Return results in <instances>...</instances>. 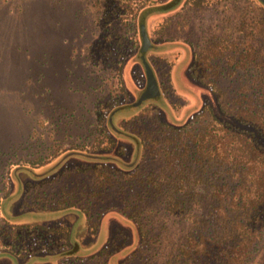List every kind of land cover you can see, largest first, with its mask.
<instances>
[{"label": "trees", "instance_id": "1", "mask_svg": "<svg viewBox=\"0 0 264 264\" xmlns=\"http://www.w3.org/2000/svg\"><path fill=\"white\" fill-rule=\"evenodd\" d=\"M89 2L97 7L101 33L98 63H109L114 72L102 79L109 87L94 104L98 128L91 131L92 141L84 140L34 165L16 164L9 171L18 185L21 207L52 213L76 211L91 229L92 207L97 202L94 233L107 212L124 216L135 224L138 243L119 264H264V0H245L239 17L230 14L209 25L198 18L192 30H198L195 41L171 38L167 29L180 25L179 18L189 24L212 6L211 0ZM13 4L11 0L2 7L6 11L0 12L7 20L0 19L6 62L15 61L19 51L17 64L28 72L30 61L36 60L29 53L34 29L44 44L50 19L44 8L34 24L38 12L34 2ZM154 13L161 15L149 31L146 20ZM54 25L61 22L56 20ZM143 29L150 42L144 58L160 97L133 105L135 96L124 73L131 62L140 95L146 86ZM20 38L23 43L18 42ZM124 41L130 42L129 48H124ZM181 43L191 51L190 78L208 96L190 121L174 126L163 117L159 101L171 105L177 101H173L169 73L181 53ZM49 59L43 50L38 58V81L45 78ZM0 63L5 62L0 59ZM130 111L117 127L114 118ZM134 124L141 126L132 129ZM116 137L134 142L132 162L113 152ZM22 171L27 173L24 179L19 175ZM72 174L84 175L88 182L47 192V187ZM110 200L112 204L103 206ZM125 244L111 239L97 252L82 255L69 224L16 223L0 210V254L20 259L58 255L62 264H108L110 255Z\"/></svg>", "mask_w": 264, "mask_h": 264}, {"label": "rangeland", "instance_id": "2", "mask_svg": "<svg viewBox=\"0 0 264 264\" xmlns=\"http://www.w3.org/2000/svg\"><path fill=\"white\" fill-rule=\"evenodd\" d=\"M10 1L0 0V12L6 11H3L2 7ZM17 1L14 0L12 6H16ZM28 2L31 4L34 2L35 11H38L33 18L34 24L37 23L36 18L39 17L40 21V13H45L44 8L50 20L45 28L44 44L37 37V28L34 29L36 31L29 53L36 60L30 61L31 70H27L26 67L28 72L17 64L21 57L19 51L17 55L14 54L17 57L15 61L6 62L7 45H4L3 40L6 36L0 32V59L5 62L0 63V197L3 198L0 201L1 214L16 223L53 221L69 224L72 233L75 232L78 239L82 255L98 251L105 245L107 238L118 243L124 241L125 246L113 252L108 259V264H119V261L130 254L138 243L137 228L132 221L117 212L109 211L99 219L98 233H94L99 213L97 202L92 207L91 229L87 228L82 215L76 211L21 212L24 209L21 207V197L18 196V185L8 175L16 164L34 165L39 159L47 160L53 153L76 148L84 140L92 141L91 131L98 128L94 104L109 87L106 82L105 86L102 79L114 73L109 63L105 65L98 63L100 56L98 40L101 33L96 19L97 7L89 0H28ZM211 3L212 6L208 7L207 11L194 16L189 24L185 21L183 23L179 18L178 22L182 23L172 24L166 34L179 40L195 41L196 37H199L198 30L194 31L195 34L192 30L193 26H198V18L202 17L205 24L209 25L214 19L225 18L230 14L239 17L246 5L245 0H211ZM60 5L64 7L63 10H60ZM3 15L0 14V19L5 22L7 20ZM160 15L154 13L147 18L149 31L153 29L155 17ZM56 20H59L61 25H54ZM19 41L23 43L24 39L20 38ZM124 42V48H129L130 42ZM181 44V53L169 73L175 94L173 101L175 99L177 101L174 102L175 105L168 101H159L163 117L174 126L190 121L201 110L208 96V91L190 78L191 51L187 45ZM43 50L48 52L50 59L47 68H44L45 78L38 81L36 75L41 70L38 58ZM22 54H25L24 50ZM130 65L131 62L125 68L124 77L127 87L135 96L132 102L134 104L140 95L136 90ZM21 67L23 71L20 70ZM28 76L31 80H27ZM235 81L233 79V82ZM131 113L132 111L121 113L114 118V124L119 127L121 120ZM140 126L134 124L132 129ZM115 142L117 143L113 152L121 154L125 162H132L135 154L134 142L125 137H116ZM19 175L21 179L27 177V173L23 171ZM85 178L84 175L72 174L54 183L52 187H47V192L59 187L71 188L78 184L80 186L88 182ZM8 191L10 194L7 197ZM112 203L110 200L103 203V206ZM115 204L119 203L115 201ZM95 237V241L88 245ZM0 264H60V259L58 255H35L19 259L3 253L0 254Z\"/></svg>", "mask_w": 264, "mask_h": 264}, {"label": "water", "instance_id": "3", "mask_svg": "<svg viewBox=\"0 0 264 264\" xmlns=\"http://www.w3.org/2000/svg\"><path fill=\"white\" fill-rule=\"evenodd\" d=\"M142 37H143V43H142V48H141V53H142L141 59H142L144 69H145L146 86H145V89L140 94V96L138 97L137 101L134 102L133 105H139L144 100H147V99H158L160 97V91L157 85V81L154 77L153 71L144 58V53L150 45V42L148 40V37L144 29L142 30Z\"/></svg>", "mask_w": 264, "mask_h": 264}, {"label": "crops", "instance_id": "4", "mask_svg": "<svg viewBox=\"0 0 264 264\" xmlns=\"http://www.w3.org/2000/svg\"><path fill=\"white\" fill-rule=\"evenodd\" d=\"M181 50H182V48H180ZM179 49V50H180ZM23 211H25V210H22L21 212H23ZM38 212H40V211H38ZM42 213H44V212H42ZM82 222V221H81ZM84 222V221H83ZM73 223V222H72ZM74 225V224H73ZM98 233V232H97ZM73 234V238L76 240V241H78V239H76V237H75V232L74 233H72ZM95 239H96V237L95 238H93L92 240H91V242H89L88 243V245H91L94 241H95ZM108 241V238L106 239V242ZM106 244V243H105ZM87 245V246H88ZM83 246H85V245H83ZM97 252V251H96ZM93 253H95V252H93ZM89 254H92V253H89ZM89 254H84V255H89ZM20 259V258H19ZM59 259H60V264H62V260H61V258L59 257Z\"/></svg>", "mask_w": 264, "mask_h": 264}]
</instances>
